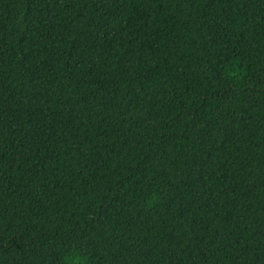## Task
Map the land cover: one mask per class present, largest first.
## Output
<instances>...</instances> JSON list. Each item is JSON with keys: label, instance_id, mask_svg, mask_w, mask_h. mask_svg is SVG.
Returning a JSON list of instances; mask_svg holds the SVG:
<instances>
[{"label": "trees", "instance_id": "16d2710c", "mask_svg": "<svg viewBox=\"0 0 264 264\" xmlns=\"http://www.w3.org/2000/svg\"><path fill=\"white\" fill-rule=\"evenodd\" d=\"M0 264H264V0H0Z\"/></svg>", "mask_w": 264, "mask_h": 264}]
</instances>
